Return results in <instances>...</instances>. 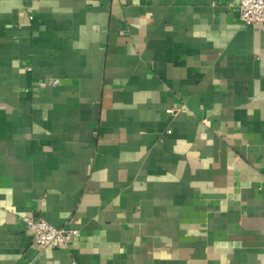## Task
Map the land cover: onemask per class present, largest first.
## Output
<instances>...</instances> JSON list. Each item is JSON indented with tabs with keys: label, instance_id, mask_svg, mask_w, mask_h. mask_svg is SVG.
<instances>
[{
	"label": "crops",
	"instance_id": "crops-1",
	"mask_svg": "<svg viewBox=\"0 0 264 264\" xmlns=\"http://www.w3.org/2000/svg\"><path fill=\"white\" fill-rule=\"evenodd\" d=\"M238 4L0 0V264H264V25ZM27 217L80 237L40 252Z\"/></svg>",
	"mask_w": 264,
	"mask_h": 264
},
{
	"label": "built area",
	"instance_id": "built-area-1",
	"mask_svg": "<svg viewBox=\"0 0 264 264\" xmlns=\"http://www.w3.org/2000/svg\"><path fill=\"white\" fill-rule=\"evenodd\" d=\"M238 15L244 27H256L264 25V0H239ZM26 17V16H25ZM28 16L26 21L30 22ZM59 80H45L38 85L42 89L47 86H57ZM168 113H173L169 110ZM28 229L34 236V245L43 252L48 248L66 250L80 237V231L76 229H58L50 225L46 220L27 217L24 219Z\"/></svg>",
	"mask_w": 264,
	"mask_h": 264
}]
</instances>
